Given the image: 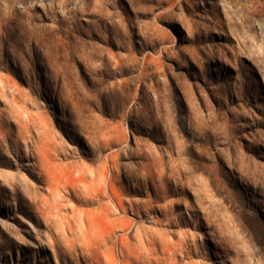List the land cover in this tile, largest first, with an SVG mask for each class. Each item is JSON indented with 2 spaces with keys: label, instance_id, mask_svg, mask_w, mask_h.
<instances>
[{
  "label": "rangeland",
  "instance_id": "obj_1",
  "mask_svg": "<svg viewBox=\"0 0 264 264\" xmlns=\"http://www.w3.org/2000/svg\"><path fill=\"white\" fill-rule=\"evenodd\" d=\"M111 260L264 264V0H0V264Z\"/></svg>",
  "mask_w": 264,
  "mask_h": 264
},
{
  "label": "bare ground",
  "instance_id": "obj_2",
  "mask_svg": "<svg viewBox=\"0 0 264 264\" xmlns=\"http://www.w3.org/2000/svg\"><path fill=\"white\" fill-rule=\"evenodd\" d=\"M26 120L27 121H26V124H25V127L24 128H25L26 132H28L29 131V128H30L29 118H26ZM47 133H48V129H47V125H46V126L43 127V129L38 130L37 136L35 138H33L32 136L31 137H32L33 146L35 147L34 148L35 151L33 150L35 152V155H33V157H35L37 159V161L39 163V166L42 167V169L46 172V175H48L49 178H50L51 174L57 173L58 169H57L56 163H54V161L52 160V156L50 154V149L48 148V143H46ZM145 164H147V163H145ZM70 171H71V173L73 175L77 176L76 179H77L78 182H82V183H84V185L89 184L88 181H87L88 172H87V170L84 167H81V166H76V167L74 166L73 167L72 166V168H70ZM155 171L158 174L159 179L162 178V176L166 172V171H164V168L163 167L162 168H159L158 167L157 170H155ZM172 171H174V170H172ZM106 172H107V170H105V172H102V173H100V172L98 173L97 171H94L93 169H90L89 170V174L92 176L91 177V180H93V181L94 180H98L101 185L102 184L104 185L106 183V181H107V177L108 176H107ZM49 187H50V189H51L52 192H54L55 194H57L60 197L62 196L59 193V187L58 186H56V185L55 186L54 185L51 186L50 185ZM102 195L103 196L104 195H107V193L106 192H102ZM107 197H108L109 201H107V203L105 205L106 206V211H108V209H113V207L111 205L112 202H113L112 201L113 196L112 195H107ZM117 204L119 206H122L121 199H119V201L117 202ZM82 213H85L87 215V218L88 219H90L92 217V213H90V211H83ZM106 214H107V216L109 215L108 212ZM121 222H124V221L121 220ZM157 238L159 239V242L161 243L162 242L161 235L158 234V236H156V239ZM122 239H123L124 245L130 251L131 250V245L127 241V238L123 237ZM110 264H112V260L110 261Z\"/></svg>",
  "mask_w": 264,
  "mask_h": 264
}]
</instances>
